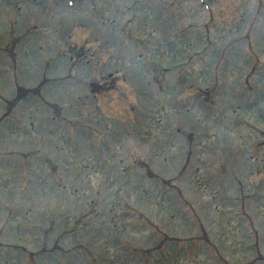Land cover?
I'll return each instance as SVG.
<instances>
[{
    "label": "rangeland",
    "instance_id": "1",
    "mask_svg": "<svg viewBox=\"0 0 264 264\" xmlns=\"http://www.w3.org/2000/svg\"><path fill=\"white\" fill-rule=\"evenodd\" d=\"M68 1L0 0V264H264V0Z\"/></svg>",
    "mask_w": 264,
    "mask_h": 264
}]
</instances>
